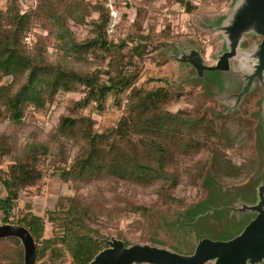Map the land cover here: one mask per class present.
Instances as JSON below:
<instances>
[{
  "label": "trees",
  "instance_id": "1",
  "mask_svg": "<svg viewBox=\"0 0 264 264\" xmlns=\"http://www.w3.org/2000/svg\"><path fill=\"white\" fill-rule=\"evenodd\" d=\"M121 1L111 33L106 0H32L26 6L7 0L0 9V164L7 161L0 165V223L30 231L36 264H87L106 247L101 229L110 230L123 216L142 233L131 240L117 229L126 246L162 245L171 236L170 222L192 209L188 187L212 179L238 193L260 171V126L252 108L259 94L248 93L239 110L224 114L187 81L162 77L153 79L157 85H139L144 60L178 35L167 21L160 30L149 22L157 0H141L132 20L119 11ZM176 2L187 12L196 8L195 0ZM88 22L87 34L78 36L73 26ZM69 92L82 96L69 100L48 133L34 126V112H46L59 93ZM178 98L190 107L170 110ZM109 103L120 116L99 131L85 109L94 105L102 113ZM51 173L72 194L44 215L34 213L30 202L17 208L22 192L35 188L40 194ZM200 216H190L189 223ZM46 222L58 229L49 237Z\"/></svg>",
  "mask_w": 264,
  "mask_h": 264
},
{
  "label": "rangeland",
  "instance_id": "2",
  "mask_svg": "<svg viewBox=\"0 0 264 264\" xmlns=\"http://www.w3.org/2000/svg\"><path fill=\"white\" fill-rule=\"evenodd\" d=\"M22 1L24 6L32 3V0ZM90 1L94 2L95 0ZM233 1L234 0H229L222 5H219L214 3L203 4L201 1L195 0L194 4L196 5V8L191 12H187L185 7L178 4L176 0L155 1L154 7L149 12V22L154 24L157 30L164 27V21L169 22L172 32L178 35V38L172 39L166 48L151 53L144 60L143 71L141 72L137 83L144 87H151L157 85L153 79L162 77H167L178 83L187 81L190 84L198 85L201 93L207 94L212 100L216 101L219 105L218 109L222 108L224 111L221 103L210 96V92L213 88L221 91L225 86L223 73L205 71L204 78H195V71L192 66L177 61L171 56H168V54L173 55L178 54V51L180 52V50L175 48L176 45L178 48L182 49L197 48L203 59L207 63L212 64L215 55L223 48L219 36L214 31V27H216L222 20V17L225 16ZM6 3L7 0H0V9H4ZM126 3L130 4V6H127ZM140 4L141 0H122L119 6V11L126 12L129 19H131V16H134L136 6ZM90 27L91 23L88 22V24L84 26H73V30L78 36L83 37L87 34ZM35 30L41 32V29L39 28H36ZM123 31L124 30L120 33L122 34ZM257 39L258 38L248 36L243 45L246 46L253 40ZM25 40L30 43L31 36H28ZM254 91L257 93L256 97L259 94L258 100L260 101L262 96L261 89L258 87ZM81 96L82 94L80 92L59 93L46 112L33 113L32 123L44 133H48L56 125L60 114L64 112L69 100L78 99ZM259 101L257 105H252V108H256L257 110V124L259 121ZM93 106L94 105L88 106L85 109V113L91 114L96 120L95 126L99 131L113 125L118 120L121 113V110L112 103H109L102 113H98L92 108ZM240 106L235 110H239ZM168 107L170 110L175 111L179 108L188 109L190 105L184 102L183 99L178 98ZM258 147L261 157L260 171L257 174V178L249 181V184L246 185L245 188L247 190L238 191L237 193V191H234L232 188L221 187L212 179H208L206 183H203L198 188L188 187L186 194L194 198V203L191 206L192 209L187 213H180L177 219L170 222L168 230L171 233V236L166 238L162 244L163 246L182 254H188L194 250L200 239L209 238L213 240H227L234 237L236 233L248 223L247 220L249 217L252 218V215L244 214L238 221L235 213L231 214L228 209L220 208L229 206L237 200L245 202L254 201L256 191L253 188L256 189V186L258 185L257 183L264 178V129L261 126L258 131ZM6 163L7 161H3L0 165L5 166ZM42 186L40 194H35V188H29L22 192L17 201V208L23 207L24 204L30 202L34 213L44 215L46 210L55 207L56 202L61 196L66 197L72 194L71 187L68 184L62 183L59 180L57 173L46 175L43 179ZM81 191L85 193L84 189H81ZM0 194H3L1 187ZM145 198L148 199V196ZM213 209H215L214 212H210ZM198 215L201 216L195 222L189 223L190 216L197 217ZM131 220V218L123 216L120 218L118 225H112L110 230L106 231L101 229L100 232L106 236L105 239H109L110 237L118 238L116 230L119 229L123 237L131 240L137 239L142 236V233L141 230L130 225ZM57 230L58 229L54 227L53 224L46 222L44 236L49 237ZM143 237L146 238L147 234ZM135 243L150 242L142 241ZM171 243H173L172 247H170ZM0 264H24L23 247L17 238L5 237L0 239ZM66 264H73V262L69 259ZM206 264H211V262Z\"/></svg>",
  "mask_w": 264,
  "mask_h": 264
},
{
  "label": "water",
  "instance_id": "3",
  "mask_svg": "<svg viewBox=\"0 0 264 264\" xmlns=\"http://www.w3.org/2000/svg\"><path fill=\"white\" fill-rule=\"evenodd\" d=\"M222 50L207 64L197 48L182 49L173 59L187 63L195 78L204 72H222L225 86L213 88L210 96L221 103L223 113L238 109L246 94L261 89L258 124L264 129V0H234L222 20L214 27ZM248 36L258 38L244 46ZM254 202L237 200L228 209L239 221L244 214L252 218L234 237L227 240L200 239L193 252L179 253L160 244L133 243L104 239L106 247L87 264H261L264 261V179L256 186ZM215 209L210 212H214ZM17 238L23 247V263L36 264V243L30 231L17 224L1 223L0 239Z\"/></svg>",
  "mask_w": 264,
  "mask_h": 264
},
{
  "label": "built area",
  "instance_id": "4",
  "mask_svg": "<svg viewBox=\"0 0 264 264\" xmlns=\"http://www.w3.org/2000/svg\"><path fill=\"white\" fill-rule=\"evenodd\" d=\"M115 3H116V0H106V6L109 8L110 10V21H109V24L107 26V33H111L113 28H114V25L118 23V15H119V12L115 6ZM133 19V16H131V19Z\"/></svg>",
  "mask_w": 264,
  "mask_h": 264
},
{
  "label": "flooded vegetation",
  "instance_id": "5",
  "mask_svg": "<svg viewBox=\"0 0 264 264\" xmlns=\"http://www.w3.org/2000/svg\"><path fill=\"white\" fill-rule=\"evenodd\" d=\"M257 40H259V39H257ZM204 61H205V60H204ZM205 62H206V61H205ZM206 63H207V62H206ZM207 64H209V63H207ZM254 201H255V199H254ZM254 201H253V202H254ZM250 218H251V217L248 218L247 222L250 220ZM247 222H246V223H247ZM192 252H193V251H192ZM192 252H191V253H192Z\"/></svg>",
  "mask_w": 264,
  "mask_h": 264
}]
</instances>
